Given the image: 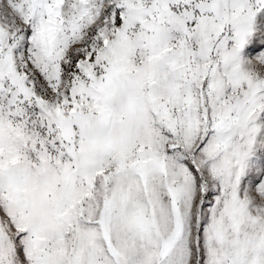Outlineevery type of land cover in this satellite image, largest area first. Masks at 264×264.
<instances>
[{"label": "snow or ice", "instance_id": "1", "mask_svg": "<svg viewBox=\"0 0 264 264\" xmlns=\"http://www.w3.org/2000/svg\"><path fill=\"white\" fill-rule=\"evenodd\" d=\"M0 264H264V0H0Z\"/></svg>", "mask_w": 264, "mask_h": 264}]
</instances>
